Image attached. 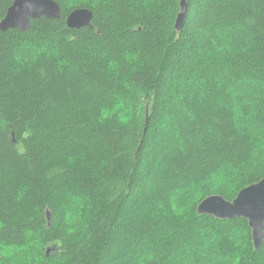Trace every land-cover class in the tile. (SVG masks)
Masks as SVG:
<instances>
[{
    "label": "trees",
    "instance_id": "trees-1",
    "mask_svg": "<svg viewBox=\"0 0 264 264\" xmlns=\"http://www.w3.org/2000/svg\"><path fill=\"white\" fill-rule=\"evenodd\" d=\"M55 1L0 30V264H264L197 212L264 178V0Z\"/></svg>",
    "mask_w": 264,
    "mask_h": 264
},
{
    "label": "water",
    "instance_id": "water-1",
    "mask_svg": "<svg viewBox=\"0 0 264 264\" xmlns=\"http://www.w3.org/2000/svg\"><path fill=\"white\" fill-rule=\"evenodd\" d=\"M188 12V0H181L180 12L176 21V30L184 27ZM62 8L55 0H14L5 18L0 23V30L27 31L33 20L43 17L50 20H60ZM93 12L89 9L72 11L66 24L70 29L90 27ZM199 215L212 216L218 220H233L242 218L248 221L252 231L253 244L259 250L264 242V178L256 184L242 189L233 201H227L222 196L214 195L204 199L197 207ZM48 221L51 215L47 214ZM50 252L48 251V256Z\"/></svg>",
    "mask_w": 264,
    "mask_h": 264
},
{
    "label": "rangeland",
    "instance_id": "rangeland-1",
    "mask_svg": "<svg viewBox=\"0 0 264 264\" xmlns=\"http://www.w3.org/2000/svg\"><path fill=\"white\" fill-rule=\"evenodd\" d=\"M247 121H245V123H246Z\"/></svg>",
    "mask_w": 264,
    "mask_h": 264
},
{
    "label": "bare ground",
    "instance_id": "bare-ground-1",
    "mask_svg": "<svg viewBox=\"0 0 264 264\" xmlns=\"http://www.w3.org/2000/svg\"><path fill=\"white\" fill-rule=\"evenodd\" d=\"M1 22H2V21H1ZM1 22H0V23H1Z\"/></svg>",
    "mask_w": 264,
    "mask_h": 264
}]
</instances>
